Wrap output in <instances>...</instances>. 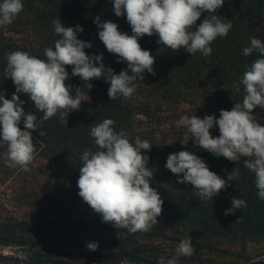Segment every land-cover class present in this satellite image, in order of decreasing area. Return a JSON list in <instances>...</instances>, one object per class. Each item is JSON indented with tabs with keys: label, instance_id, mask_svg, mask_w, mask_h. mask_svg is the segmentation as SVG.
I'll use <instances>...</instances> for the list:
<instances>
[{
	"label": "trees",
	"instance_id": "16d2710c",
	"mask_svg": "<svg viewBox=\"0 0 264 264\" xmlns=\"http://www.w3.org/2000/svg\"><path fill=\"white\" fill-rule=\"evenodd\" d=\"M22 3L23 10L13 23L0 26V94L5 98L11 99L16 90L12 79L4 77L7 55L24 51L44 59V49H54L60 38L52 25L57 17L65 27H83L78 39L92 44L86 54L103 53V64L115 74L127 68V62L118 63L119 57L107 51L93 23L99 15L101 22L110 20L122 33L132 34L126 17H117L112 10L113 0ZM207 15L202 13L196 26ZM216 15L231 20L233 27L227 37L211 43L208 57L191 56L183 49L174 52L157 43L155 34L140 38L142 49L155 58L156 75L145 72L127 99L110 100V84L103 77L91 80L89 91L80 77L71 75L72 66H65L72 94L80 88L90 100L82 95L85 101L69 114L67 125L53 116L41 125L44 136H39L40 129L32 132L35 152L29 171L12 167L6 149L0 148V264H157L160 256L175 255L177 245L188 235L195 251L190 257H179V264H264V201L257 196L255 174L244 167L247 158L232 162L194 146L192 140L182 145L186 129L175 126L184 115L219 118L221 109L231 110L245 95L243 86L237 92L234 83H239L245 66L258 57L256 53L242 55L250 38L264 42V0H224ZM19 97L25 112H33L38 119L42 116L27 94ZM253 115L264 125V109L257 107ZM108 118L117 131L129 134L130 143L139 137L152 144L142 154L149 156L148 166L154 171L150 186L158 191L163 205L158 224L150 231L116 229L102 222L78 195L81 156L85 150H98L90 127ZM19 127L24 130L23 118ZM210 134L218 136V126ZM183 150L198 155L225 180L239 168V178L212 201L201 200L191 184H178L177 175L165 167L170 153ZM233 197L245 200L247 207L225 216ZM86 242H98L97 250H88Z\"/></svg>",
	"mask_w": 264,
	"mask_h": 264
},
{
	"label": "clouds",
	"instance_id": "9594fccd",
	"mask_svg": "<svg viewBox=\"0 0 264 264\" xmlns=\"http://www.w3.org/2000/svg\"><path fill=\"white\" fill-rule=\"evenodd\" d=\"M223 4L224 0H113L112 10L117 17H126L132 34L122 33L118 24L110 20L101 22L99 15L93 23L107 51L119 57L118 63L127 62V68L119 74L103 64V53L86 54L85 49L92 48V44L78 39V33L84 31L82 26L65 27L59 17L53 19V30L60 38L55 41L54 49H44V59L24 51H13L6 57L4 77L11 78L16 89L11 99L0 94V148L6 149L7 161L12 167L29 171L35 152L32 132L40 129L39 136H44L41 125L53 116L67 125L69 114L79 110L85 101L82 95L90 100L80 88H75V95L72 94L74 88L66 83L70 76L65 66H72L71 75L80 77L89 91L93 88L90 81L103 77L110 84V100L121 96L127 99L135 93V81L143 80L145 72L156 75L155 58L149 50L142 49L140 38L155 34L157 43L174 52L183 49L191 56L200 53L208 57L213 51L211 43L217 37H227L233 27L231 20L216 15ZM23 7L22 0H0V26L12 24ZM204 12L208 13L207 17L196 26ZM253 53L258 57L245 66L239 83H234L237 92L243 86L242 103H235L231 110L221 109L219 118L214 114L203 118L184 115L175 121V126L186 129L180 140L182 145L192 140L194 146L232 162L246 157L244 167L255 174L257 196L264 201V125L253 115L257 107L264 109V42L256 37H251L249 46L242 51L245 57ZM20 93L27 94L34 102L42 113L39 119L33 112L24 111ZM22 118L24 130L19 127ZM114 125L108 118L90 127V136L98 150H85L81 156L78 195L102 222L116 229L125 228L129 233L147 232L158 224L163 205L158 191L150 186L154 171L148 166L149 156L142 154L152 144L139 137L130 143L129 134L123 129L117 131ZM214 126L219 129L216 137L210 134ZM165 167L177 175L178 184H191L199 199L211 201L240 174L235 167L225 180L187 150L170 153ZM246 207L245 200L233 197L224 215ZM86 247L96 251L98 242H86ZM194 251L188 235L177 245L175 255L167 259L160 256L157 264H179V257H190Z\"/></svg>",
	"mask_w": 264,
	"mask_h": 264
}]
</instances>
